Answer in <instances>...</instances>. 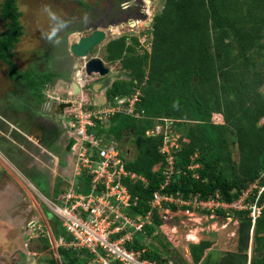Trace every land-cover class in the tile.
<instances>
[{
    "label": "trees",
    "instance_id": "16d2710c",
    "mask_svg": "<svg viewBox=\"0 0 264 264\" xmlns=\"http://www.w3.org/2000/svg\"><path fill=\"white\" fill-rule=\"evenodd\" d=\"M19 1L0 0L3 24L0 62L8 67L12 80L24 79L28 87L39 90L57 74L44 73L37 82L31 72H20L15 66L13 50L24 33ZM150 30L149 53L139 55L135 49L138 40L132 38L128 44L127 36L108 41L103 50L105 62H118L128 76L105 88L103 85L107 105L112 106L116 98H129L137 90L140 93L134 106L140 116L115 113L107 121L98 122L105 126L99 132L107 140L118 143L125 169L145 180L124 179L131 197L125 214L143 219L150 209L152 195L169 167L166 155L160 151L167 127H171V136L179 135L177 148L171 149L174 171L163 192L185 201L197 198L232 204L249 190L245 203L261 206L264 202V0H163ZM156 128L160 129L159 133ZM129 144L131 148L126 149ZM163 206L171 211L186 209L174 204ZM201 212L210 213L204 209ZM214 213L238 222L236 251L213 257L206 254L210 243L201 241L188 245V261L247 264L252 233L253 251L263 254L261 258H253L251 264H264V208L253 223L248 209H216ZM160 219L154 210L150 223L133 235L126 249L142 252L143 260L166 264V260L162 262V254H170L171 246L178 242L170 239V244L153 236L163 228ZM55 236L62 237L66 244L71 241L64 229L61 233L55 230ZM46 249L48 244L44 241L41 248L35 246L30 251L41 254ZM57 252L58 259L47 255L44 263L93 261L87 249L59 246Z\"/></svg>",
    "mask_w": 264,
    "mask_h": 264
},
{
    "label": "rangeland",
    "instance_id": "374dc122",
    "mask_svg": "<svg viewBox=\"0 0 264 264\" xmlns=\"http://www.w3.org/2000/svg\"><path fill=\"white\" fill-rule=\"evenodd\" d=\"M143 4L145 5L144 7L147 13L144 18H131L126 22H117L116 24H112L115 22H106V19H101V22L106 23L107 27L97 29H104L106 38L104 43L94 49V54L96 56L93 57L99 58L108 69L109 73L104 77L98 75L92 76L95 81L90 83V87L85 88V94H81L83 95L81 97L85 100L96 101L98 96L105 99V87L110 86L111 82L116 79L128 78L126 71L121 69L118 62L115 64L105 62L103 58V50L108 41L121 36H127V42L128 44H131V39L136 38L139 42V45L135 46L136 52L139 55L143 54V52H150L151 24L155 15L160 12L163 0H144ZM107 5L108 0H20L18 2V9L21 13L20 20L24 33L13 50V61L15 66L20 72H31V77H36L37 82H40V80L43 79L42 76L44 73L48 76L54 75V68L57 69L56 74H59V67L55 62L57 58L64 55H61L62 52H64V49L66 54L68 53L69 45L72 44L75 39L77 40L80 37L87 36L96 29V27H91L94 26L91 24H96L98 21L97 17L100 16L101 11H103ZM49 10L55 13L57 17L55 21L51 20ZM107 16L109 15L105 10L103 17ZM60 24L65 25V27H59ZM54 27L58 28L57 34L49 39V34ZM2 30L3 24L0 18V33ZM73 62H75V60H73ZM74 65L79 68L75 63ZM8 78L10 79L8 67L0 62V82L2 79V82L0 83V105L5 107L6 103L10 105L14 103L15 105H12L14 109L16 111H22L27 106L23 103V101L27 100V94H25L27 91L25 90L19 94L16 93V95L7 92L9 87L4 83ZM32 78L30 79L34 83L35 80ZM17 80L19 81V79ZM16 84L17 86L21 85L24 88H28L26 80L22 84L20 82H17ZM98 85H102V87L104 85V88L100 91L101 93L94 92V86ZM35 93L32 92V94L29 95L28 98L30 101L37 97V94ZM11 95L13 98H18V101L13 98L11 101L9 99ZM76 95L80 96V94ZM263 121L264 120H262V122ZM170 130L171 127H168L167 132L169 136L171 135ZM178 135L179 134H173L172 137L177 138ZM129 148H131L130 144L126 149ZM1 161L4 162L9 171L11 169L10 172L12 174L16 175L15 171L12 170L13 167H10L8 161ZM154 169L156 170L157 167H154ZM35 180L37 182L33 181L32 184L36 188L38 194L35 192V195L33 194L36 200V202L34 201V204L35 206H38V204L42 206V210L48 219V226L42 225V229L33 233L34 239L29 240V230H27V228H24V230H21L20 232L23 222L19 215L25 214L23 205L19 206V209L17 210H13L12 206H8L10 208L8 211L1 210L0 217H6L5 220H10V215H13L14 217L16 216L19 220L15 219L13 221V227L11 228L9 225L7 226L5 221L3 223H5L6 226L0 227V236H3V238L0 237V264H45L44 256L47 255H52L58 259L57 248L54 243V239L57 240L55 230L61 233L63 232V229H61L60 222L54 218L53 214L48 209L47 204L49 200L57 202L58 204L60 203L55 201L54 198L49 195L47 182L45 180ZM86 190L87 187L83 186L82 191L85 192ZM35 196L39 200H37ZM202 210L203 209L200 208H190L189 212H185V210L171 211L170 208L167 209L164 206L158 208L157 211L161 218L160 220L163 228L158 229L153 236L157 235L160 239H163L170 244V239L173 242H178L175 247L171 246L170 254H162V262H165L166 260V264H179L181 262V264H193L186 258L188 245L198 244L201 241H208L210 243V248L206 251V254L210 253L213 257H217V255L223 256L225 252L236 251L238 222L229 217L217 216L215 213H202ZM2 218H0V221L3 220ZM24 231L26 233H24ZM49 232L52 233L51 243L46 237V233L48 234ZM252 237L251 233L248 246L247 264H251L252 259L255 257H262V252L259 254L260 256H258V254L253 251L254 244ZM44 241L48 244V249L46 250L49 252L45 251L41 254L34 252L35 255H31L32 253L30 249H33L35 246L41 248ZM153 243H156V241L153 240Z\"/></svg>",
    "mask_w": 264,
    "mask_h": 264
},
{
    "label": "built area",
    "instance_id": "2783aa9c",
    "mask_svg": "<svg viewBox=\"0 0 264 264\" xmlns=\"http://www.w3.org/2000/svg\"><path fill=\"white\" fill-rule=\"evenodd\" d=\"M86 84V81H80L79 86L84 88ZM139 95L137 90L129 98H116L112 106H95V108L89 107L90 103L81 97L83 95L63 100L59 98V101L66 105L67 114L71 119L70 136L74 141L73 177L71 184L58 200L60 204L49 200L47 207L71 237L68 244L62 237L54 239L56 248L67 246L87 249L93 255V261L90 264H154L141 259L140 251L127 250L126 244L132 242L133 235L141 232L146 223H150L154 210L162 208L163 204L191 205L210 210L248 209L252 221L260 216L264 208V202L261 206H256L255 203L245 204L249 190L232 204L219 203L215 200L201 201L196 198L185 201L180 197H174L173 194L163 192L174 171L171 149L177 148L178 139V137L169 136L166 129L160 151L166 155L169 167L162 173L163 182L153 193L149 202L150 209L143 219L126 215L131 197L123 184L124 179L143 182L145 180L125 169L118 143L107 140L104 133L99 132L105 130V126L98 125V122L107 121L115 113L140 116L135 113L134 108ZM159 130L156 128L155 131L159 133ZM83 186L87 187L85 192L82 191ZM262 189L263 187L260 191ZM32 229L36 232L41 228L35 227L32 223ZM116 235L118 237L113 238ZM46 237L51 243L52 233H46Z\"/></svg>",
    "mask_w": 264,
    "mask_h": 264
},
{
    "label": "crops",
    "instance_id": "0c3cea01",
    "mask_svg": "<svg viewBox=\"0 0 264 264\" xmlns=\"http://www.w3.org/2000/svg\"><path fill=\"white\" fill-rule=\"evenodd\" d=\"M77 40L75 39L74 42ZM63 51L61 55H64L59 56L55 61L60 73L57 77H53L52 82L45 87L35 90L33 86L28 88L17 86L16 83L22 84L24 79L21 81L11 78L5 80L4 84L9 87L7 92L16 95V93L27 91L25 93L27 100L23 101L27 105L25 109L16 111L12 106L15 105L14 103L12 105L6 103L5 107L0 105V211L10 210L8 206L17 210L23 205L25 214L19 215L23 222L20 232L27 228L29 240L30 235L33 236L30 229L32 223L42 229V225H47L48 222L42 206L38 202V206L34 204V201L36 202L34 192H37L32 184L33 181L37 182L35 179L45 180L49 195L55 201L59 200L72 181L74 141L70 136L71 119L67 114L66 105L59 100L76 96V94H85V90L80 87L75 88L77 69L73 62L74 59L69 53L66 54L65 49ZM92 56H96L94 51ZM56 70V68L53 70L55 74ZM94 90L96 93H101L102 88L98 85L94 86ZM32 92H36L37 97L30 101L28 97ZM12 98L11 95L9 99L12 101ZM13 99L18 101V98ZM105 101L98 96L93 103L102 105ZM1 160L8 161L16 175L12 174L11 169L9 171ZM5 218L0 221V227L6 226L3 223L5 221L11 228L13 221L19 220L13 215H10V220H5ZM0 237L3 238V236Z\"/></svg>",
    "mask_w": 264,
    "mask_h": 264
},
{
    "label": "water",
    "instance_id": "95a60500",
    "mask_svg": "<svg viewBox=\"0 0 264 264\" xmlns=\"http://www.w3.org/2000/svg\"><path fill=\"white\" fill-rule=\"evenodd\" d=\"M105 38L106 33L104 29H95L89 35L80 37L76 42L69 45L68 53L75 60L74 63L80 67L77 70L76 76L79 80L91 75H98L100 77L108 75L109 71L104 66V63L99 58L92 56L93 50L102 44ZM75 68L77 67L75 66ZM75 85V88H78V85ZM99 86L102 87V85Z\"/></svg>",
    "mask_w": 264,
    "mask_h": 264
},
{
    "label": "flooded vegetation",
    "instance_id": "af4514ba",
    "mask_svg": "<svg viewBox=\"0 0 264 264\" xmlns=\"http://www.w3.org/2000/svg\"><path fill=\"white\" fill-rule=\"evenodd\" d=\"M143 1L144 0H108L107 7L103 11H101L100 16L97 17L98 21L96 22V24H91V25H94L91 27H94V28L96 27V29L107 27V24L102 23L101 19H104V20L106 19L105 20L106 22L111 21V22H115L112 24H116L117 22H126L127 20L131 18L132 19L133 18H138V19L144 18L147 13L145 11V7H144L145 5L143 4ZM105 10L107 11L109 15L107 17H103L105 14ZM260 253L261 252L257 253L258 256H260L259 255Z\"/></svg>",
    "mask_w": 264,
    "mask_h": 264
},
{
    "label": "clouds",
    "instance_id": "9594fccd",
    "mask_svg": "<svg viewBox=\"0 0 264 264\" xmlns=\"http://www.w3.org/2000/svg\"><path fill=\"white\" fill-rule=\"evenodd\" d=\"M49 13H50V18H51V20H53V21H55L56 19H57V17H56V15H55V13H53V12H51L50 10H49ZM59 27H65V25H63V24H60L59 25ZM57 31H58V28H56V27H54L52 30H51V32H50V34H49V39H51L53 36H56V34H57ZM66 44V43H65ZM66 47V46H65ZM93 55V54H92ZM77 70L78 69H80V67L79 68H76ZM78 72V71H77ZM92 76L93 75H91L90 77H87V78H85V77H83L81 80H79V78H77V77H75L76 79H77V84H78V87H80L79 85H80V81H86L87 82V84L84 86V88H81V89H84V90H86L85 88H87V87H89L90 86V83H92L93 81H95V79H93L92 78ZM81 96V95H80ZM73 97H78L77 95L76 96H73ZM89 103H90V105L91 106H93L92 108H95V106H98V107H102V106H104V105H107V102L105 103V104H102V105H100V104H95V103H93L92 101H89V100H87ZM61 103V102H60ZM89 105V106H90ZM195 199V198H194ZM197 199V198H196ZM198 200V199H197ZM202 201V200H201ZM208 201H211V200H208ZM216 201V200H215ZM218 202V201H217ZM220 203V202H219ZM178 207H185L186 209H184L185 210V212H189V210H190V208H192V209H195V208H200V207H194V206H191V205H189V206H185V205H183V206H178ZM200 209H206V208H200ZM216 209H221V208H216ZM216 209H213V210H210V209H206V210H209L211 213H214V211L216 210ZM222 210H225V209H222ZM55 218V217H54ZM254 221H252V223H253ZM34 226L36 227V225H35V223H34ZM31 230H32V233H34V230L32 229V227L30 228ZM32 237L33 236H31L30 235V240H32ZM28 243H30V242H28ZM32 253V252H31ZM142 253V252H141ZM57 254H58V252H57ZM31 255H35L34 253H32ZM141 256H142V254H141ZM150 262V261H149ZM91 263V262H90ZM151 263H154V262H151ZM154 264H156V263H154Z\"/></svg>",
    "mask_w": 264,
    "mask_h": 264
}]
</instances>
